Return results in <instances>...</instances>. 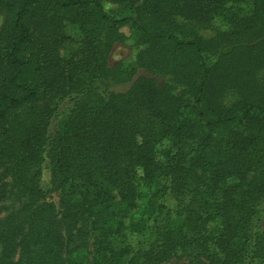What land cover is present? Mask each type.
Returning a JSON list of instances; mask_svg holds the SVG:
<instances>
[{
  "label": "trees",
  "instance_id": "1",
  "mask_svg": "<svg viewBox=\"0 0 264 264\" xmlns=\"http://www.w3.org/2000/svg\"><path fill=\"white\" fill-rule=\"evenodd\" d=\"M216 16L228 31L205 39ZM122 27L143 48L110 68ZM6 178L31 220H0V264H264V0H0ZM141 188L131 225L154 239L133 251ZM50 192L58 211L32 208Z\"/></svg>",
  "mask_w": 264,
  "mask_h": 264
},
{
  "label": "rangeland",
  "instance_id": "2",
  "mask_svg": "<svg viewBox=\"0 0 264 264\" xmlns=\"http://www.w3.org/2000/svg\"><path fill=\"white\" fill-rule=\"evenodd\" d=\"M103 8L106 12H115L117 11V6L104 3ZM230 9L231 13H235L238 15H245L249 12L250 6L249 4H239L231 7L230 5L227 7ZM125 14V13H124ZM228 24L225 21L223 16H216L212 21V28L209 31L202 32V36L205 39H210L215 37L217 32L228 31ZM64 32L71 38L62 53L64 56L74 55L79 46L80 40V32L73 25H66L64 28ZM118 33H120L124 39L122 42L114 43L108 53L107 65L110 68H115L119 65H129L133 64L136 60V56L140 50H142L143 46L141 43L137 41V37L133 34L131 30L127 27H122L119 29ZM143 72L138 71L135 77L141 75ZM134 77V78H135ZM130 84H124L119 86H114L112 90L116 93H123L129 88ZM55 123V122H54ZM53 123V124H54ZM165 146L162 145L163 148ZM10 180L6 178L3 182H0V220L9 218L12 219L15 223L19 224L21 228L26 229L30 220L31 213L27 212V203L26 198H23L17 191L10 187ZM166 186V183L163 184ZM43 188L44 190L49 189V174L48 172H44L43 174ZM141 197H139L136 201V207L133 210L129 211V215L125 221V224L129 227L132 223H137V221L142 218L144 222V218L141 216V212L144 206V202L146 200L147 192L141 188ZM4 194V195H3ZM161 197L160 203L166 206V208L174 211L176 209L177 203L168 195H159ZM59 195L57 192L47 193L46 196L38 202V204H34L32 208H39L41 205H51L54 207L55 212L59 210ZM139 225H131V228L127 231V238L125 243L133 250H146L154 239V235L150 230L149 222L142 223L143 227L138 228ZM139 230V231H137ZM70 244L69 246H71ZM165 264H188V260L184 257L183 254L177 253L170 261Z\"/></svg>",
  "mask_w": 264,
  "mask_h": 264
}]
</instances>
